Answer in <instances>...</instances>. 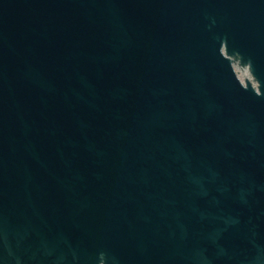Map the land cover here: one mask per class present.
<instances>
[{"label":"water","instance_id":"obj_1","mask_svg":"<svg viewBox=\"0 0 264 264\" xmlns=\"http://www.w3.org/2000/svg\"><path fill=\"white\" fill-rule=\"evenodd\" d=\"M0 264H264V0H0Z\"/></svg>","mask_w":264,"mask_h":264}]
</instances>
